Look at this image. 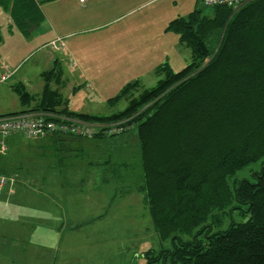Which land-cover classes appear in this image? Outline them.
Segmentation results:
<instances>
[{"label": "trees", "instance_id": "1", "mask_svg": "<svg viewBox=\"0 0 264 264\" xmlns=\"http://www.w3.org/2000/svg\"><path fill=\"white\" fill-rule=\"evenodd\" d=\"M46 1L53 0H0V5L11 8L16 25L28 32ZM169 29L194 49L195 61L179 72L166 65L164 79L137 95V82L123 87L108 102L127 99L124 110L103 116L70 111L47 78L41 95L16 84L28 109L9 115L136 128L144 173L139 191L155 230L174 245L160 255L165 264L169 257L171 264H264V0L236 12L196 8ZM100 132L97 136L105 135ZM257 163L263 169L251 179L231 180ZM227 209L242 210L249 219L211 232L208 219L220 225ZM185 235L192 240H182ZM160 256L144 255L147 264Z\"/></svg>", "mask_w": 264, "mask_h": 264}, {"label": "rangeland", "instance_id": "2", "mask_svg": "<svg viewBox=\"0 0 264 264\" xmlns=\"http://www.w3.org/2000/svg\"><path fill=\"white\" fill-rule=\"evenodd\" d=\"M68 1L77 4L75 18L81 22V27L79 26L78 29H89L106 24L101 29L83 34L75 30L77 33L74 36L65 39L67 48L73 47L80 57H85L82 70H86V74L90 78L88 83L94 89L92 96L84 88L77 89L73 93L71 85L63 90L71 109L79 112L90 111L98 116L120 112L126 108L127 99L110 105L108 98L117 95L123 87L137 82L136 92H134L137 95L155 87L160 80L164 79L163 68L166 65L174 72H179L195 61L194 49L181 43L180 35L176 31L170 30L169 25L177 18H188L196 8H202L204 5L201 4L202 2L200 3V0H93L94 2L90 3L89 8H85L87 5L82 7L80 3H77V0ZM47 7L55 8L56 6L50 4ZM204 8L207 12L211 9V7ZM11 15H13L11 8L7 10L0 5V56L13 66L22 64V68L15 78L5 83L0 89V111L14 112L27 110L28 107L21 104L11 86L16 82H23L25 79L40 85L39 81L42 80L39 73L41 70H46L47 65H38V58L52 54L54 50L46 46L44 50H41L43 45L39 42L40 38H27L19 30ZM79 52H83L84 55ZM107 57L113 62L112 68L105 65ZM75 58L81 67L79 59L76 56ZM84 95L86 96L83 97ZM91 142L94 145H87L92 144ZM74 143L78 149L70 148L65 152L68 155L76 154L78 161L83 163V167L87 161H91L93 155L102 158L103 161L98 166L100 169L103 168L102 171L98 169L99 172L95 176L90 172L82 175L91 177L85 181L86 184L92 185L90 190H93L95 186L97 190L99 188L104 190L101 193L106 194L107 199L111 200L113 197L118 210L116 224L113 223L114 225L112 224L109 229L101 228V231L88 229L87 237L91 231H95L94 237L97 239H93L91 242L87 240V237H81L82 233H80L78 246H86L95 252H103L107 247L108 252L105 255L113 258L114 264H125L127 257L135 260L138 257L139 261L136 260L138 264H147L148 259L144 257L146 253L150 252V256L154 257L160 256L165 250H172L174 248L172 240H163L155 230L149 209L142 195L137 192L138 187L144 183L137 129L131 127L121 134L107 135L100 140L79 139ZM82 145L85 146L79 149ZM43 150L37 151L42 153ZM6 159L8 156L0 155L1 162ZM26 160L36 165L37 161H43V157L31 154ZM262 169L260 163L251 165L238 172L231 180L251 179L254 173ZM3 175L5 174L0 173V176ZM68 182L70 183V181ZM84 190H89V188ZM5 192L4 189L0 190V222H12L18 214L16 213L12 217H7L4 214L6 207L1 196ZM89 193L94 194L93 191H87L85 195ZM121 195L125 197L121 198ZM118 205L123 206V211ZM45 206L44 200L41 199L40 208ZM28 212L26 210L20 216L23 219L32 218L33 216ZM248 219L249 215L243 213L242 210L227 209L222 215L220 225L215 224L212 218L208 219L207 224L214 225L211 229V232L214 233L227 230L232 222L242 223ZM105 231L106 233H104ZM27 234L28 231L25 232V236L20 235L19 237L28 239ZM56 235L58 234H52V236ZM182 240L189 241L192 240V237L185 235ZM83 241L90 243L85 244ZM165 259H167L165 256H160L153 264H165ZM168 264H171V257H169Z\"/></svg>", "mask_w": 264, "mask_h": 264}, {"label": "crops", "instance_id": "3", "mask_svg": "<svg viewBox=\"0 0 264 264\" xmlns=\"http://www.w3.org/2000/svg\"><path fill=\"white\" fill-rule=\"evenodd\" d=\"M92 1L77 0V3H80L82 7L87 5L85 8H89ZM201 2L202 0H200ZM50 4H55L56 7H47ZM201 4L204 5L203 2ZM75 8H78L77 4L75 2L70 3L68 0L46 1L39 4L41 17L37 16L38 21L32 24L34 26L28 28V32H24L17 26L27 38H40L39 42L43 45V49L41 48V50L51 47L50 44L57 39L63 41L64 49L51 47L54 50L52 54H46L44 57L38 58V65H47L46 70H41L39 73L42 80L39 81L40 85H36V82L33 83L29 79H25L23 82L20 81L13 84L11 89L15 93L14 86L22 84L31 95H41L47 78H51L53 81L52 88L60 91L66 100V107L70 111L97 115L90 111L79 112L69 108V100L63 94V90L71 85L73 93L77 89L84 88L91 96L94 95L93 86L88 83L90 78L86 74V70H82L83 58L85 57H80L73 47L67 48L65 39L74 36L77 33L75 30L83 34L101 29L106 25L103 24L89 29H78L81 22L75 18ZM79 53L84 55L83 52ZM75 56L79 59L81 67L76 61ZM0 58L4 59L2 56ZM106 59V67L112 68V60L109 57ZM5 61L12 68L18 69L14 76L7 81L9 82L19 73L22 64L13 66L7 60ZM51 72L52 74L49 75L48 73ZM4 84L0 86V89ZM115 96H110L108 100ZM20 111L1 110L0 116ZM104 136L77 138L55 135L35 139L13 134L6 140L7 151L5 153H1L0 151V155L8 156V159L4 162L0 161V173L13 178L14 182L7 184L3 188L6 192L1 196V199L5 202L6 208L4 214L7 217H12L17 213L18 216L12 222H0V264L112 263L113 258L105 255L108 252L107 247L103 252H95L86 246H78L80 243L78 239L80 233H82L81 237H87L88 229L92 228L101 231V228L109 229L113 223L116 224L118 210L116 209L114 199H112L113 197L111 200L107 199V195L101 193L104 190L100 188L97 190L95 186L93 190H90L92 189V185L86 184L85 181L91 179V177L82 175L83 173L90 172L95 176L97 172L103 170V168L100 169L98 167L103 160L100 156L93 155L91 161H87L83 167V163L78 161L79 159H77L76 154H66L67 149H78L74 143L75 140L84 139L93 141L100 140ZM29 141L33 142L30 143ZM91 143L86 144L94 145L93 142ZM84 146L82 145L79 149H82ZM39 149L44 150L40 153L37 151ZM31 154L42 156L43 161H37L35 165L33 162L26 160ZM98 169L100 170L98 171ZM72 181L78 182L73 183ZM139 187L137 192L141 194ZM86 188H89V190H84ZM87 191H93L94 194L89 193L85 195ZM120 197L124 198L125 196L121 195ZM41 199L46 204L43 208H40ZM118 206L123 211V206ZM26 210L29 211L28 214L33 216L32 218L23 219L20 216ZM26 231H28V239L24 237L20 238V235L25 236ZM94 232H90L89 237H87L88 241L97 240L94 237ZM54 233L58 235L52 236ZM90 242L83 241L85 244ZM125 260V264H138L134 258L127 257ZM114 263L115 261H113Z\"/></svg>", "mask_w": 264, "mask_h": 264}, {"label": "built area", "instance_id": "4", "mask_svg": "<svg viewBox=\"0 0 264 264\" xmlns=\"http://www.w3.org/2000/svg\"><path fill=\"white\" fill-rule=\"evenodd\" d=\"M83 1V0H81ZM253 0H202L205 7L225 6L238 11ZM53 48L64 49L61 39L53 41ZM18 69H13L0 58V86L7 82ZM103 130V134L113 136L125 132L122 124L102 126L101 124L83 123L64 117L47 118L41 114H14L0 117V151H7L6 140L13 134L24 135L27 138H41L49 134L57 136H74L77 138H93ZM11 177L0 176V190L13 181Z\"/></svg>", "mask_w": 264, "mask_h": 264}]
</instances>
